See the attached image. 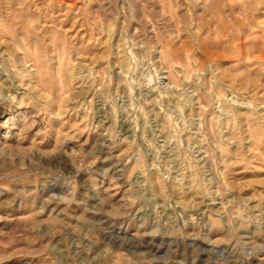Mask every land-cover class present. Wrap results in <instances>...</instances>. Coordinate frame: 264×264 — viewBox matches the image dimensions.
<instances>
[{
	"label": "rangeland",
	"instance_id": "1",
	"mask_svg": "<svg viewBox=\"0 0 264 264\" xmlns=\"http://www.w3.org/2000/svg\"><path fill=\"white\" fill-rule=\"evenodd\" d=\"M0 264H264V0H0Z\"/></svg>",
	"mask_w": 264,
	"mask_h": 264
}]
</instances>
